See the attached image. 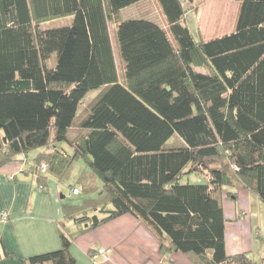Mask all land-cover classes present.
I'll use <instances>...</instances> for the list:
<instances>
[{"label": "trees", "instance_id": "1", "mask_svg": "<svg viewBox=\"0 0 264 264\" xmlns=\"http://www.w3.org/2000/svg\"><path fill=\"white\" fill-rule=\"evenodd\" d=\"M139 1L0 0V167L52 146L36 160L44 191L47 174L61 179L84 158L111 207L94 209L101 217L63 207L79 232L131 214L161 251L255 264L227 255L220 194L245 189L264 204V0H231L240 2L234 30L208 40L183 24L193 0H158L164 24L119 18ZM63 16L70 25L40 27ZM174 134L183 145H166ZM64 141L71 153L55 148ZM189 173L204 182L183 181ZM79 232L61 225L60 247L27 261L76 264Z\"/></svg>", "mask_w": 264, "mask_h": 264}, {"label": "crops", "instance_id": "2", "mask_svg": "<svg viewBox=\"0 0 264 264\" xmlns=\"http://www.w3.org/2000/svg\"><path fill=\"white\" fill-rule=\"evenodd\" d=\"M195 1L200 6L202 0H193L190 5V9L197 11ZM225 1L236 4L233 22L222 33L204 35L199 30L198 21L197 29L204 40L234 30L240 2ZM21 160L22 156L18 161ZM18 161L0 167V213L7 215L5 220L0 218V264H30L27 261L30 256L57 250L60 247L59 229L63 224L71 233L79 232V227L72 220H65V212L58 204L56 191L44 192L38 189L39 184L34 178L37 173L36 165L31 169L28 160L22 163ZM46 182L47 180L44 184ZM237 190L238 193L250 195L255 201H260L248 190ZM227 192L225 188L222 190L220 200L224 217L227 218V207L231 218L232 204L229 201L235 200L236 196L231 198L226 195ZM60 197L63 198L62 195ZM234 216H239L236 210ZM160 247L158 237L148 226L131 214H123L95 228L79 232L72 241L70 253L76 264H177L178 261L194 264L189 256L175 251H161ZM100 249L105 253L99 254ZM225 249L227 250L226 232Z\"/></svg>", "mask_w": 264, "mask_h": 264}, {"label": "rangeland", "instance_id": "3", "mask_svg": "<svg viewBox=\"0 0 264 264\" xmlns=\"http://www.w3.org/2000/svg\"><path fill=\"white\" fill-rule=\"evenodd\" d=\"M196 5H199L198 1H195V6ZM235 11L236 4L233 2L225 0H202L200 6L197 7V11L190 9V7L187 9L183 24L189 28L193 37L198 40L203 38L201 35L202 33L200 34L197 29L198 21L199 30L200 32H203L204 35L222 33L224 32V29L226 30V27H229V24L233 22ZM119 18L121 20L143 18L164 24L158 0H141L135 4L127 6L120 10ZM71 22L72 16H63L47 20L43 22L40 27L48 29L70 25ZM113 28L114 23L110 22L109 30L111 34L114 31ZM55 59L56 55H51L49 60L51 66L54 64ZM199 70L202 71V69ZM101 90L102 88L91 90L85 95L78 106L75 122L79 120L81 113L86 110L89 103L94 100ZM71 134L73 135V133ZM183 144L182 139H180L177 134H174L166 143L167 146L171 147ZM55 148L65 149L68 153H71L69 144L66 141L55 142ZM51 150L52 146L33 149L29 151L28 154H23V160L18 162L22 163L23 161L26 162L28 160V163L32 167L31 169H34L38 156ZM46 177L47 182L45 184L44 192L56 191L58 204L66 209L73 210V212L80 215H91L95 213L97 216L101 217L104 214L99 213L94 209H97L101 205H105L107 208L111 207L109 201H107L104 194L101 193V179L93 173L88 161L84 158L75 160L63 178L58 179L53 174H47ZM182 180L191 183L204 182V179L200 175L194 173H189L183 176ZM34 184H36L35 179ZM73 188L78 190L77 194L72 193ZM225 189L228 191L226 194L227 196L230 195H228L229 192L232 193L230 196L231 198L236 196L235 200L230 199L229 201V204H232L231 218H229V210L227 207L225 210L227 217L225 218L227 241L226 252L232 255L237 254L238 252L245 253L255 264H264V204L261 201H255L250 195L246 196L241 192L238 193V188ZM60 195H62L63 198H61ZM234 209L236 210V213H239V216H234ZM177 264L183 263L178 261Z\"/></svg>", "mask_w": 264, "mask_h": 264}, {"label": "built area", "instance_id": "4", "mask_svg": "<svg viewBox=\"0 0 264 264\" xmlns=\"http://www.w3.org/2000/svg\"><path fill=\"white\" fill-rule=\"evenodd\" d=\"M45 169H46V165L44 163H42L40 165V167H39V171L41 173H44L45 172ZM11 179H12V177H11ZM39 190H40V187H39ZM72 193L73 194H77L78 193V190L76 188H73L72 189ZM0 218L3 219V220H5L7 218V215L4 212H2V213H0ZM98 253L99 254H104L105 251L103 249H100V250H98Z\"/></svg>", "mask_w": 264, "mask_h": 264}]
</instances>
